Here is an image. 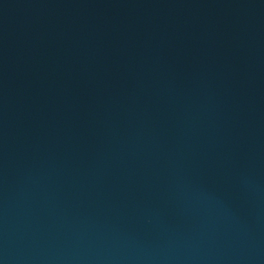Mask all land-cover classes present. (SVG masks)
<instances>
[{
    "label": "water",
    "instance_id": "obj_1",
    "mask_svg": "<svg viewBox=\"0 0 264 264\" xmlns=\"http://www.w3.org/2000/svg\"><path fill=\"white\" fill-rule=\"evenodd\" d=\"M0 264H264V0H0Z\"/></svg>",
    "mask_w": 264,
    "mask_h": 264
}]
</instances>
